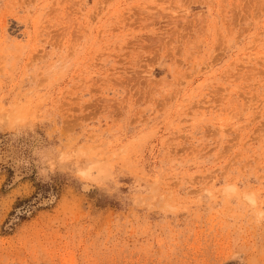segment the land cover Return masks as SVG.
I'll use <instances>...</instances> for the list:
<instances>
[{
    "label": "rangeland",
    "instance_id": "rangeland-1",
    "mask_svg": "<svg viewBox=\"0 0 264 264\" xmlns=\"http://www.w3.org/2000/svg\"><path fill=\"white\" fill-rule=\"evenodd\" d=\"M264 0H0V264H264Z\"/></svg>",
    "mask_w": 264,
    "mask_h": 264
},
{
    "label": "clouds",
    "instance_id": "clouds-1",
    "mask_svg": "<svg viewBox=\"0 0 264 264\" xmlns=\"http://www.w3.org/2000/svg\"><path fill=\"white\" fill-rule=\"evenodd\" d=\"M260 218L264 219V213L259 214Z\"/></svg>",
    "mask_w": 264,
    "mask_h": 264
}]
</instances>
